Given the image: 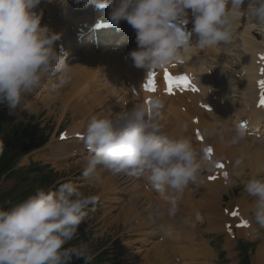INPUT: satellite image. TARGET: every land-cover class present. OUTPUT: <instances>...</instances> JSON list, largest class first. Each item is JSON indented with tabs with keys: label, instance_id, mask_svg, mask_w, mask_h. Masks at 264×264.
Instances as JSON below:
<instances>
[{
	"label": "clouds",
	"instance_id": "obj_1",
	"mask_svg": "<svg viewBox=\"0 0 264 264\" xmlns=\"http://www.w3.org/2000/svg\"><path fill=\"white\" fill-rule=\"evenodd\" d=\"M81 3V0H74ZM41 0H0V104L17 112L26 98L43 86L45 77L63 85L69 78L64 56L57 51L59 33L41 25ZM98 8H109V20L119 26L126 21L135 30L137 48L128 56L137 68L164 69L181 59L192 47L201 50L227 44L233 26L244 18L253 29H264V0H83ZM192 13L193 27L185 31ZM193 37L195 41L193 42ZM162 100L149 98L147 104L113 115H92L81 139L88 151L82 176L95 177L98 166L112 174L146 179L151 188L166 197L167 204L154 203L153 221L173 218L179 211V194L201 180L202 171L211 170L217 160L210 159L206 146H194L191 137L176 136L164 130L158 119ZM30 115L31 107L24 109ZM186 130V129H185ZM227 143L240 145L245 130L236 127ZM222 124L206 128V137H221ZM4 145L0 142V155ZM246 154L241 151L231 162L227 177L242 175ZM255 197L252 215L264 227V177H251L243 185ZM99 197L86 195L71 181L55 189L38 187L22 201L0 207V264H69L73 256L84 264L94 259L86 243L65 247L76 237L88 206ZM200 216L183 217L181 222L195 227ZM167 235L169 226L158 224Z\"/></svg>",
	"mask_w": 264,
	"mask_h": 264
},
{
	"label": "rangeland",
	"instance_id": "obj_2",
	"mask_svg": "<svg viewBox=\"0 0 264 264\" xmlns=\"http://www.w3.org/2000/svg\"><path fill=\"white\" fill-rule=\"evenodd\" d=\"M61 1L62 2L64 1L63 4L61 3L62 5L57 4L54 1L55 5L56 4H57V6L59 5L58 7L60 9L59 10L60 13L64 12L66 14V12H67L66 15L68 17L70 15H72L73 12H74V14H81L82 13L79 11H77V13H76V10L80 9L84 5L83 0H81V3H79L78 6L74 5L75 4L74 0H61ZM46 3H50V4H46ZM40 5H41V7H39V8L43 10V16L41 19V25L43 26V25H45V21L47 20L46 17L48 15V12H46V11L51 10L53 12H56V10L53 9L55 5L50 6V5H53L52 0H44V3H43V1H41ZM71 7L73 10L69 9ZM66 10H69L70 12L66 11ZM94 11L97 12L98 9L95 8ZM50 13H51V15H49L50 17L48 18V22L50 21V23L52 24L53 27H57V26H54L53 23L57 25V24H61V21H59L60 23H57L56 20L59 18L58 17L56 18L55 17L56 15L53 14L52 12H50ZM51 16H52V18H54V17L55 18L51 19ZM60 18H62V14H61ZM51 24H49V26H51ZM59 26L62 27V25H59ZM234 27H235V24H234ZM77 28L78 27L76 25L73 26L72 24H70V26H68L67 29L68 30H71V29L76 30ZM235 31H236V33H234ZM256 33L257 34H254V31H252L251 32L252 37L254 39L261 41L262 35L259 32V30H256ZM237 34H239V28H235L233 30V36L235 35L234 36L235 38H233V40H231L230 46L223 47L222 52H225V55L220 56V59H219L223 63H225V61L227 62L228 57H229L230 67L232 69L231 72H236V71H234L236 69L231 66L232 63H235V61H237L239 57H240V59L242 58L241 57L242 56L241 51L239 50L241 48V46L237 45V44H240L239 40H237V37H236ZM72 39L73 40L71 41V44L74 42V36H72ZM58 40H57V42H58ZM113 41H115V38H113ZM236 42H237V44H236ZM56 43H55V47H56ZM77 44L80 45V43H77ZM79 45H72L73 48L77 49L75 52H77L78 50H80V48H82L81 47L82 45H80V46ZM106 48L113 49L112 51L109 50L110 53H109V56L107 57L106 60H105V58H103L101 56H100V58H102L101 59L102 61L97 60V58H98L97 56L101 55L103 52V49H104V46H103V47H100L97 50H95V51H98V52H94V57L96 56L97 58L91 57L92 59L90 58L88 60V61H90V64H88V61H85L84 63L82 62L83 66L81 64H79V65H81V67L77 68L80 70L79 74H81L82 76H85V73H82V72L83 71L87 72L86 77H83L86 79L81 80L82 81V82L80 81L81 84H83V83L85 85L88 84L89 87H96L97 85H100L102 83L104 84L103 81H102V83H99L98 81H96L98 78H103V77L97 76V75H99L97 73L102 72V70L100 69L99 64L97 65L96 62L103 63V67L110 70V72L112 71L111 72L112 74H113V71L115 72L114 73L115 84H117L118 81L120 80L119 75H120V77H123L124 71L126 70L128 72L127 68H129L130 65L132 64L131 62H129V64L127 65L128 61H129L128 59L130 58L128 56L129 52L126 55V57L127 56L128 57L127 58L125 57V60L123 61L122 57H121V53H119V51H118V50L121 51L120 47H118V46H116V47L106 46ZM82 49H87V48H82ZM87 50H83V51H87ZM104 52H106V50ZM76 55H77V53L75 54V56ZM76 57L79 58L78 55ZM95 59H96V61H95ZM117 59H119V60H117ZM74 60H75V58L72 57L71 62L69 64L71 67L69 68V72H68L69 82L65 85V87L60 89V86L58 85L57 79L55 77H52V78L45 77V79L42 82L43 86L40 89H38L33 95L28 96L26 98V103L23 104L21 106V108L17 112L14 113L13 116H10V118H8V126H10V127L13 125H16L18 122H28L32 126L37 127L33 130V134L31 136L24 135L25 133L22 130L19 132L18 136L20 137V142L22 143V146H21L22 148H25L29 145L37 144V143L41 142V140L45 136V133H49V138L44 145H42L41 147L37 148L36 150L30 152L29 154L24 155L23 157H21L18 160L17 169H22L20 177H18V176H15L13 178L3 177V179L0 180V196L4 195L5 193L8 194V196L5 199L21 198L22 196L32 194L34 192V190L38 187L51 188L56 183H59V182L63 183V182H67V181H71L79 190L84 192L86 195H97V193H98L99 185H100V184L98 185V176H101V173L103 172L102 169H99V166H98L97 175L95 177L85 179L82 176V174H79V173H82L83 168L85 167L86 156L83 157V154L81 152L76 154V152L80 148V144L74 143V141H76V140L72 139V138H70L68 140H63V141L59 139L60 133H58V131H60L61 129L66 130V133H68V134H76V133H71V131H77L78 134H81L80 132L83 131L84 127L86 126V124L88 122L87 121L85 124H83L81 122V120H83V113H84V109L82 108L83 107V104H82L83 98L82 97H76V99H71L67 102L65 101V99L68 96H70L72 91H73L72 85L75 83V81H77L75 79V78H77V76H75V78L73 77L74 72L75 73L77 72L76 68L72 67ZM114 60H117L116 63L118 61H121V60H122V62H124V63L120 62V65H122V68H121L122 70L121 69L119 70V67H115L116 63H113ZM216 60H218V59L216 58ZM108 62H111V66H112L113 70H112L111 66L108 64ZM84 64H86L87 66L86 65L84 66ZM94 64H95V66H94ZM96 65H97V67H96ZM207 65H208V67L212 66L209 63H207ZM88 66L89 67L92 66L90 68V71L89 70L87 71V69H89ZM82 67H84V68L87 67V69H83ZM236 67L238 68V66H236ZM211 69L216 70V68H214V66H212ZM91 70L93 72L96 71L97 73L96 72L93 73ZM237 71H238V69H237ZM87 75H89V76L87 77ZM95 76H97V77H95ZM226 77L230 78L227 80V82L229 83V86L233 88V92L231 94L232 96L229 97V98H232L233 100H231V99L228 100V104L232 105L233 101L236 100V98L239 99L241 94H240V90L235 86L236 83H233V82H235V80L233 79L234 77H232V76H226ZM80 78H79V80H80ZM95 78H96V80H95ZM90 79L91 80L94 79V80L90 81ZM126 80L127 79L124 77V85H125L124 88L127 87ZM104 81H106V80L104 79ZM127 81H129V80H127ZM132 82H133V78L131 80V89H132L133 93H136L138 91V90L136 91L137 87L134 84V82H133V84H132ZM132 86L134 89L132 88ZM53 87H57V90H55L53 92L48 91V89H52ZM134 91H136V92H134ZM102 94H105V91H103ZM126 94L128 95V92H126ZM178 97H181V95ZM178 97L175 98V96H174L175 99H177ZM81 98H82V100H81ZM225 98H227V97H224V100H225ZM175 99H171L172 101L167 100L165 102L166 104L164 103L165 105L163 106L164 108L162 109V112L164 113L163 116L166 114V112L168 110L169 111L173 110V108H174V102L173 101ZM223 101L220 103H224ZM180 102H181V100H179V102L177 101L178 107L181 104ZM75 104L77 105V107L74 109L73 105H75ZM170 104L172 105L171 107L168 106ZM61 105L63 107L66 106L69 111L64 112L60 107ZM236 105L238 106V102L236 103ZM235 106H234V108H235ZM25 107H31L34 110L33 113L30 115L28 112H26L24 110ZM71 108H72V110H71ZM180 108H182L188 112L187 114H185L184 117H191V116L193 117V116L197 115V113H195L196 111L192 110L193 107H190L191 109L188 108L189 110L188 109L186 110L181 105ZM104 110H106V112H108L107 108L101 109V114H104ZM190 111H192V112H190ZM202 111H203V109H202ZM229 111H233V109L229 108ZM205 112H210V111H205ZM115 114H117V113L114 112L113 115H115ZM229 114H231V113H229ZM91 115H94V114H91ZM228 115H227V118H228ZM163 116H162V118L164 120L162 119V121H161L162 124L165 121V117H163ZM227 118H226V120H227ZM231 120L232 119H229L230 125H231V122H230ZM72 121H75V122L72 123ZM76 122H78V123H76ZM190 123H191V121H190ZM195 123L196 122H193V123H191V125L193 127L197 126V123L196 124ZM193 124H195V126ZM203 130L204 129L201 128V133ZM194 132L197 133L196 130ZM252 136H253V138H256L257 142L262 143L261 137L259 138V131H258V134L255 133ZM214 138L212 137V141L214 140L215 142H210L211 139H207L204 136L205 142L203 140L202 143H197V144H199L200 146H205V145L209 144L212 146V148L218 149V147H221L220 146L221 144L218 143L219 141L222 142L223 144L227 143L223 137L222 138L216 137L215 139ZM226 140H229V139H226ZM57 142L58 143L61 142V144H57ZM56 144H57V147H54V145H56ZM216 145H218V146L216 147ZM225 146H229V145H225ZM250 147H254V146L251 145ZM16 150H19V146H17ZM50 151H52V152H50ZM233 152H230V153L233 154ZM237 152H239V151L237 150ZM247 153H249V152H247ZM215 154L213 155L212 159H215L218 162V160H220V159H216V157H218L219 154L218 155H215ZM236 156H238V154L235 156L233 154L231 157H229L227 154L226 158L234 160ZM246 156L248 157V159H249L248 161L250 162L249 163L247 161V158L245 159L246 160L245 163L246 162L249 163V164L244 163L246 166L247 165L249 166V167L247 166L248 168L245 166V168H246L245 171L247 172V169L252 168V166L253 167L256 166V165H254L256 163V161L254 162V159L256 160V158H252L254 156L249 155V154H246ZM221 157H224V156H221ZM258 159L259 158H257V160ZM221 161H223V160H221ZM257 163L258 164L256 167L264 166V164H263L264 160H262V159H259V161ZM243 167H244V165H243ZM230 170H231V168H230ZM259 174H260V176H263L260 172H259ZM248 179L249 178H246V179H242V181H240V179L238 178V184H237V189L239 191L238 195L243 194L245 196H249L243 190V185ZM104 183H105V186L111 187L110 181L107 178L104 179ZM133 184H137V183L132 182L131 185H133ZM58 186L59 185H57L56 188ZM134 186L138 188V185H134ZM129 191H131V192H128V194H127L128 198H129V199H127L129 201V203H128V205H126L127 211L129 210V207L131 204L130 199L135 200L139 196L138 194L135 193V191H133L132 188H130ZM227 195H228V197H232L231 193H228ZM250 199L255 200V197L249 196V200ZM226 204L229 205V202ZM109 205H111V204H109ZM90 207H92L91 204L88 206L87 209H85L86 215H85L84 221L81 222V224L78 226V230H77L78 233H77L76 237H74L73 240L70 241L72 243V246H79L83 243H86L92 255H95L96 253H100V252H105L104 254H105V257L107 259L105 264H127L128 260H126L125 258L128 257L129 253H130V252L128 253L127 250L134 248L133 245H131V244L132 243L137 244L138 242H140L142 244V242H143L141 238L135 239L133 237V235H138V237H141V236H143V233H141V232H144L146 234H147V232L144 229H143V231L141 229H137L135 226L129 227L130 224L125 225V228L115 226L114 228H110V229L107 228L106 230H104V229H102L103 224H102L101 220H99V222H98L97 218L93 212L94 207H93V210ZM114 210H116V209H113V211ZM97 211L99 212L100 210L97 209ZM101 211H102V213L105 212V210L103 208ZM137 214H139V213H137ZM105 219L108 220V223L104 224L106 226L109 224L111 218L109 216H106ZM86 228H88V230H85ZM138 232H139V234H138ZM129 238H134V239L128 240ZM135 241H138V242H135ZM154 245H156V243L144 244V245L142 244V247H151ZM224 247L228 248L227 245H224ZM167 251L172 252L171 243L169 245L158 243V246H157L155 252H152V254L150 256L160 252V253H162V256L164 258V263L159 262V261L150 260V259L146 258V256L143 257V259H142L143 262H141L140 260H135V261H133V263L134 264L135 263L136 264H151V262H152L154 264H178V262L174 261L171 254H169ZM172 254H173V252H172ZM182 264H185V263L182 262Z\"/></svg>",
	"mask_w": 264,
	"mask_h": 264
},
{
	"label": "bare ground",
	"instance_id": "obj_3",
	"mask_svg": "<svg viewBox=\"0 0 264 264\" xmlns=\"http://www.w3.org/2000/svg\"><path fill=\"white\" fill-rule=\"evenodd\" d=\"M55 1H58L59 3H62L63 2L61 0H55ZM54 2V1H53ZM52 2V3H53ZM245 2L247 3V0H245ZM47 4V3H46ZM45 4V5H46ZM55 4L53 3V6ZM47 6V5H46ZM51 6V5H50ZM56 6V5H55ZM59 6V5H58ZM242 7H244L242 5ZM97 8V7H96ZM54 9V8H53ZM98 11L97 13L99 12H102L103 9L101 10V8H97ZM94 11V10H93ZM72 13V12H71ZM77 13V11H76ZM62 14V13H61ZM67 14V12H66ZM65 13L62 14V18H61V24H54V26H57V27H53L52 24L50 23V21L48 22L47 26L49 27L50 30L56 32V33H59L58 32V25H62L61 28L64 29V35L66 37V39L71 43V41L73 40L72 39V32H73V29L71 30H68V26H70V24H72L73 26L76 25L77 27H81L82 28V24L84 22V16L82 14L80 15H76L74 14V12L72 13V15H70L69 17L66 15ZM88 14L90 15L91 14V10H89ZM51 15V13L49 14ZM56 15V14H55ZM50 17V16H49ZM56 17V16H55ZM54 17V18H55ZM52 18L51 16V19H54ZM57 21V20H56ZM60 23V22H59ZM89 23V21H88ZM49 24H51V26H49ZM66 24V25H65ZM88 25V24H87ZM70 28V27H69ZM235 28H239V34L236 35L237 37V40L240 41V44H237L239 46H241V48L239 49L241 51V60L240 61H235L236 64L234 67L238 66V71L236 72H231L230 71V75L231 76H234L236 79H237V82H233V83H238L241 85L240 87V93H241V98L238 102V105L239 107H236V103L233 105V106H227V107H222L221 108V112L217 115L216 118L215 115L218 111V108H217V105L222 102L224 100V97H227L225 99H229L228 97V93L230 92V88L228 86L229 83L226 82V79H225V75L222 77V79L224 80V83H221V82H217L215 77L217 74H219V72L221 71L220 68H218V64H215V62L212 60V55L209 54V53H202L200 55H196V51L194 53L193 56H196V59L195 58H191V54L194 50V48L190 49L189 51L187 52H182L181 53V57L182 59H186V60H189V68L186 70L187 73H192V75L195 76V80L196 82L198 83L199 85V88H200V92L199 93H194V94H191V93H184L183 95L181 96H184L185 97V100H181V104L180 106L182 105L186 110L190 107H193L192 110H195L197 113L196 116H193V117H196V120H197V126H195V124H193L195 127H193L191 125V128L193 131L196 130V128L200 129L201 131V128L203 129H206V128H211L213 125L215 124H218V123H221V124H225L226 123V118H227V115L228 113L230 112L229 111V108H232L233 109V113H232V116H233V119L230 121L231 122V125L229 123V126H226L224 125V132H223V136L225 137V139H230L231 137V134H232V129L236 128V127H239L238 124L240 122H245V126H244V130H245V140L240 144V145H237V146H231V148L229 146H225V145H220L221 147H218V149L216 148H212V154L214 155H220L223 156L225 153L228 154L230 152H233L236 150L237 147H240L241 150H240V153L241 151H243L245 153V150L248 149V148H251L253 149L249 154H253L255 155L257 158L261 157V155L264 154V150L262 149V145L259 144L255 138L252 137L251 134H249L248 132L246 133V131H250V130H256V129H261V133H260V137H262V140L264 141V107H257L256 106V102H257V98H258V90L256 89V86L258 84V81L261 80V79H264L263 75H259L258 74V68L260 66H262L261 64L263 63L264 64V59L261 61L257 58V55L258 54H263V52H261V50H264V36H263V40L259 43V44H256L253 40V38L251 37V34L250 32L253 30V28L248 24L247 20L244 19V18H241V20L239 22H237L235 24V27L233 26V30ZM237 30V29H236ZM260 30L263 34H264V29H258ZM238 32V31H237ZM236 33V31L234 32ZM124 34V33H123ZM121 36V35H120ZM235 36V35H234ZM233 36V38H235ZM126 38V37H125ZM232 38V40H233ZM119 40H122V38L120 37ZM195 41V37L193 38V42ZM57 42V41H56ZM234 42V41H233ZM237 43V42H236ZM62 44V43H60ZM66 44V43H65ZM77 44V43H76ZM70 45H75V43L73 42L72 44ZM79 45V44H78ZM81 45V44H80ZM79 45V46H80ZM233 46V45H232ZM236 46V45H235ZM56 47H57V43H56ZM66 47L67 44H66ZM76 47V46H75ZM82 48H86V47H83L81 46ZM79 48V47H78ZM80 48V49H82ZM229 48V47H228ZM226 49V48H225ZM224 49V50H225ZM232 49V48H231ZM77 50V49H76ZM108 49H106V52H104L105 50L103 49V52L101 55L99 56H95L94 57V53L92 52H88V51H80V55H81V59H83V63L85 61H88L91 57H94V58H97V60L99 61H102L100 58L103 57L105 58V60L107 59V57L109 56V51H107ZM112 51V50H111ZM227 51V50H226ZM232 51V50H231ZM240 53V52H239ZM77 56V55H76ZM239 56V55H238ZM74 58H76L75 56H73ZM128 57V56H127ZM126 57V58H127ZM191 58V59H190ZM229 58V57H228ZM240 58V57H239ZM92 59V58H91ZM218 60L220 59V57L217 58ZM104 60V59H103ZM119 60V59H117ZM117 60H114L113 63H116ZM96 61V59H95ZM124 61V60H123ZM128 61V60H127ZM228 61V60H227ZM120 62L121 61H118L115 65V67H119V70L122 68V65H120ZM126 62V61H125ZM226 62V61H225ZM97 65L99 64L98 62H96ZM112 63V64H113ZM124 63V62H122ZM132 63V64H131ZM131 65L128 69V72L125 70L124 71V77L130 81V84H131V80L133 78V82L134 84L136 85L137 89L136 91L141 87V84L144 83L145 81V77H146V73H147V69L143 70V72H141L139 70V68L135 67L133 62L131 61ZM207 63L211 64L212 66H214V68H216V70H212V66L211 67H208ZM213 63V64H212ZM83 66L82 62L79 63ZM78 64V65H79ZM87 64V63H86ZM84 64V66L86 65ZM88 64H90V61H88ZM87 64V65H88ZM108 64L111 66V62H108ZM129 64V61L127 63V65ZM79 65V66H81ZM86 65V66H87ZM96 65V67H97ZM107 65V64H106ZM105 65V66H106ZM125 65V64H124ZM90 66V65H89ZM89 69L84 68L82 67L83 69H87V71L89 70L90 71V68L92 67H89ZM95 66V64H94ZM222 66V65H221ZM232 66V65H231ZM71 67V66H70ZM95 67V68H96ZM126 67V66H125ZM94 68V69H95ZM108 68V67H107ZM112 68V66H111ZM72 69V68H71ZM74 69V68H73ZM81 69V68H80ZM93 69V68H92ZM98 70V69H97ZM108 70V69H107ZM113 70V68H112ZM122 70V69H121ZM78 71H80L78 69ZM82 71V70H81ZM92 71V70H91ZM100 71V70H99ZM110 71V70H109ZM155 71V74L158 75L162 69H157V70H154ZM68 72H69V69H68ZM74 72V71H73ZM72 72V73H73ZM93 72V71H92ZM96 72V71H95ZM93 72V73H95ZM112 72V71H111ZM82 73H85V76L86 77V71L82 72ZM97 73V72H96ZM102 72H98L97 74H101ZM115 72L113 71V74ZM123 74V73H122ZM72 75V74H71ZM89 75H87L88 77ZM74 77V76H73ZM99 77V76H98ZM90 78V77H89ZM81 79V78H80ZM104 79V78H103ZM119 79H120V75H119ZM230 79V78H228ZM75 80V79H74ZM79 80V78L77 79V81ZM94 79H90V81H93ZM96 80V78H95ZM111 80V83L112 84H115L114 80L115 78H110ZM231 81V80H230ZM76 82V81H75ZM82 82V81H81ZM81 82L79 84H81ZM132 82V84H133ZM223 82V81H222ZM90 83V82H89ZM99 83H102V82H99ZM232 83V82H231ZM103 84V83H102ZM101 85V84H100ZM237 85V84H236ZM133 88V86H132ZM134 89V88H133ZM134 91V92H136ZM137 91V92H138ZM239 94V93H238ZM146 94L145 93H141L140 91L138 93H136V97H135V100L136 101H141V98L143 96H145ZM56 96V95H55ZM128 95L126 93L123 94L122 96V99L120 100V103L121 104H124V102H127L129 101ZM180 95H176V97H178ZM232 96V95H231ZM240 96V95H239ZM174 96H163V101H162V105L164 106L166 103L167 100H170L172 101L171 99H175ZM82 100V98H81ZM80 100V101H81ZM233 100V99H232ZM236 100H238L236 98ZM83 101V100H82ZM203 102L204 105L206 104H209L211 106V110L210 112H205L204 110L202 111V109H200L198 107V102ZM174 102V101H173ZM179 102V101H178ZM224 102V101H223ZM165 103V104H164ZM171 103V102H170ZM175 103V102H174ZM172 104V103H171ZM168 105L169 107H171L172 105ZM202 105V106H204ZM236 105V106H235ZM74 109L77 107V105H73ZM179 106V107H180ZM235 106V108H234ZM133 107V106H132ZM164 108V107H163ZM191 109V108H190ZM72 110V108H71ZM189 110V109H188ZM75 112V111H74ZM192 112V111H190ZM164 114V113H163ZM194 114V113H193ZM192 114V115H193ZM190 115V114H189ZM188 116V115H187ZM164 117V116H163ZM192 116L191 117H184L187 119V121H190L192 120L193 118ZM163 119V118H162ZM164 120V119H163ZM162 121V120H161ZM160 121V122H161ZM192 123V121H191ZM190 123V124H191ZM260 125L262 127H260ZM78 127V126H77ZM80 132V131H79ZM71 133H76L78 134L77 131H71ZM81 133V132H80ZM66 136H71L73 134H68V133H65ZM206 137V136H205ZM250 137V138H249ZM259 137V138H260ZM214 138V137H213ZM215 139V138H214ZM259 140V139H258ZM208 141V140H207ZM206 141V142H207ZM210 141V140H209ZM224 141V140H223ZM75 142V141H74ZM205 142V140H204ZM210 142H215L214 140ZM72 143V142H71ZM208 143V142H207ZM212 144V143H211ZM203 145V144H202ZM209 145V144H208ZM254 146V147H250V146ZM214 146V145H213ZM218 146V145H217ZM239 148V149H240ZM240 153L238 155H240ZM231 154V153H230ZM235 156V155H234ZM248 156V155H247ZM246 156L247 158V161L249 160L248 157ZM237 157V156H236ZM235 157V158H236ZM250 157V156H249ZM245 158V159H246ZM252 158H255V157H252ZM254 159V162L256 161V163L254 165L257 166V162L259 161V159L257 160ZM234 159V158H233ZM252 160V159H251ZM233 161V160H232ZM246 160H244V163H245ZM261 161V160H260ZM249 162V161H248ZM244 167L242 165L243 168H245V163ZM250 163V162H249ZM247 163V164H249ZM260 163V162H259ZM264 164V163H263ZM248 166V165H247ZM246 166V167H247ZM254 166V167H256ZM249 167V166H248ZM247 167V168H248ZM260 167V166H259ZM28 168V167H27ZM253 168V166H252ZM246 169V168H245ZM259 173V172H258ZM261 173V172H260ZM262 174V173H261ZM260 175V174H259ZM136 196V195H135ZM134 196V197H135ZM137 197V196H136ZM214 206V205H213ZM215 206L212 207V211H215ZM139 231V230H138ZM142 233V232H141ZM139 234V232H138ZM146 234V233H144ZM140 236V235H139Z\"/></svg>",
	"mask_w": 264,
	"mask_h": 264
},
{
	"label": "snow or ice",
	"instance_id": "obj_4",
	"mask_svg": "<svg viewBox=\"0 0 264 264\" xmlns=\"http://www.w3.org/2000/svg\"><path fill=\"white\" fill-rule=\"evenodd\" d=\"M261 59H264V57H261ZM261 73H264V68L261 69ZM156 74L155 72H149V74L147 75V78L145 80V82L143 83V88L146 91L149 92H154L156 91ZM163 80L165 81L167 87H166V91L169 94H172L173 92V88L176 86H180L183 87L185 89L191 87L192 91H197L198 89H196L194 86H191L190 80L187 76L185 75H171L169 74L168 70L165 69L164 73H163ZM258 85L261 91V95L258 101V105L261 107H264V79H261L258 81ZM197 137L199 139H202V136L200 135L199 132H197ZM62 139L64 138L63 136L61 137ZM82 138V137H80ZM212 148L208 147L205 149V152L207 153V155H210L212 153ZM217 168H223V164L221 163H217L216 164ZM223 175L225 176V178H227V172H224ZM209 179H215V177H209ZM236 212H232V215H236ZM242 225L243 226H247V221H242Z\"/></svg>",
	"mask_w": 264,
	"mask_h": 264
},
{
	"label": "trees",
	"instance_id": "obj_5",
	"mask_svg": "<svg viewBox=\"0 0 264 264\" xmlns=\"http://www.w3.org/2000/svg\"><path fill=\"white\" fill-rule=\"evenodd\" d=\"M1 124H2V117H0V128H1ZM0 136L3 137V132L1 129H0ZM11 148L12 145L10 140L9 141L5 140V149H4L5 155L4 157L3 155H0V173L3 172L9 166L10 161L14 158Z\"/></svg>",
	"mask_w": 264,
	"mask_h": 264
},
{
	"label": "crops",
	"instance_id": "obj_6",
	"mask_svg": "<svg viewBox=\"0 0 264 264\" xmlns=\"http://www.w3.org/2000/svg\"><path fill=\"white\" fill-rule=\"evenodd\" d=\"M224 257H225V258H228V257L233 258L232 254H226Z\"/></svg>",
	"mask_w": 264,
	"mask_h": 264
}]
</instances>
